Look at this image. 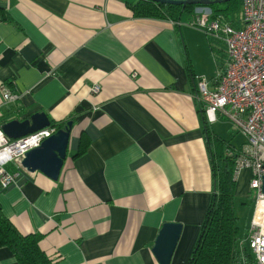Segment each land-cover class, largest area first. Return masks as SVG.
<instances>
[{
	"label": "crops",
	"instance_id": "obj_1",
	"mask_svg": "<svg viewBox=\"0 0 264 264\" xmlns=\"http://www.w3.org/2000/svg\"><path fill=\"white\" fill-rule=\"evenodd\" d=\"M130 1L0 0L13 20H0V83L18 94L0 122L36 111L72 121L56 180L21 169L0 189L3 214L41 234L55 264H159L164 222L181 224L169 264H185L213 191L192 79L213 87L224 47L192 15L135 17ZM81 133L88 147L72 159ZM249 176L237 174L235 195ZM0 264L18 263L1 247Z\"/></svg>",
	"mask_w": 264,
	"mask_h": 264
},
{
	"label": "built area",
	"instance_id": "obj_2",
	"mask_svg": "<svg viewBox=\"0 0 264 264\" xmlns=\"http://www.w3.org/2000/svg\"><path fill=\"white\" fill-rule=\"evenodd\" d=\"M191 15L188 25L224 47V61L212 78L214 86L209 88L207 80L197 78L195 97L208 123L226 120L244 137L242 145L235 147V174L248 168V192L255 193L241 242L246 243L254 264H264V0H240L235 16H213L208 6H196ZM99 90L97 83L90 87L91 93ZM17 99L16 92L0 83V106ZM1 125L0 122V189L4 190L24 169L20 164L24 153L39 145L55 128L50 125L11 139Z\"/></svg>",
	"mask_w": 264,
	"mask_h": 264
},
{
	"label": "trees",
	"instance_id": "obj_3",
	"mask_svg": "<svg viewBox=\"0 0 264 264\" xmlns=\"http://www.w3.org/2000/svg\"><path fill=\"white\" fill-rule=\"evenodd\" d=\"M239 3L240 0H206L205 3L186 4L134 0L126 4L135 17L178 21L183 15H191L196 6L210 7L212 15L215 16L235 11L239 8ZM0 20L13 23L11 17L1 9ZM179 40H181L180 35ZM5 82L12 92H17L10 80ZM192 83L196 92L194 79ZM196 104L209 156L213 191L197 239L185 264H254L246 243L241 242L246 229L242 234L240 233L235 205V156L238 151L211 129L201 103L196 101ZM49 120L55 130L63 128L68 121ZM87 147L88 139L84 133H81L78 148L72 153L71 158L75 159L82 155ZM40 238L39 233H21L3 214L0 205V248H7L18 264H55V260L40 248Z\"/></svg>",
	"mask_w": 264,
	"mask_h": 264
},
{
	"label": "water",
	"instance_id": "obj_4",
	"mask_svg": "<svg viewBox=\"0 0 264 264\" xmlns=\"http://www.w3.org/2000/svg\"><path fill=\"white\" fill-rule=\"evenodd\" d=\"M171 4L205 3L206 0H155ZM50 126L45 112L36 111L23 119H10L2 123L3 132L11 139H16ZM72 121L68 120L63 128L55 130L44 138L39 145L27 150L20 161L28 172L39 171L56 180L66 157ZM264 194V175L262 177ZM181 232L178 222H164L151 246V251L159 264H169Z\"/></svg>",
	"mask_w": 264,
	"mask_h": 264
},
{
	"label": "rangeland",
	"instance_id": "obj_5",
	"mask_svg": "<svg viewBox=\"0 0 264 264\" xmlns=\"http://www.w3.org/2000/svg\"><path fill=\"white\" fill-rule=\"evenodd\" d=\"M238 10L239 8L228 14L235 16L238 13ZM218 54L219 56L223 54L220 62L222 63L224 61V49L222 48L220 51H218ZM210 127L216 134H218L224 140H227L232 146L240 147L242 145L244 137L228 121L222 120L219 122L211 123ZM246 191L247 192L245 195L242 196L236 195V200H235L236 202L235 205L238 215V226L241 234L248 227L252 212V199L254 198V193H255L254 190L248 192L247 189Z\"/></svg>",
	"mask_w": 264,
	"mask_h": 264
},
{
	"label": "bare ground",
	"instance_id": "obj_6",
	"mask_svg": "<svg viewBox=\"0 0 264 264\" xmlns=\"http://www.w3.org/2000/svg\"><path fill=\"white\" fill-rule=\"evenodd\" d=\"M264 205V203H261V206H263Z\"/></svg>",
	"mask_w": 264,
	"mask_h": 264
}]
</instances>
